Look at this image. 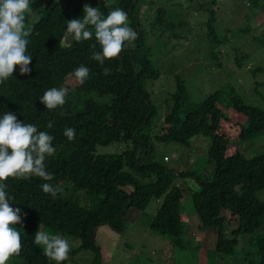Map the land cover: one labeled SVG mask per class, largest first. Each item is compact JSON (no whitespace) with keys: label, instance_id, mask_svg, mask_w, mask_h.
Wrapping results in <instances>:
<instances>
[{"label":"trees","instance_id":"obj_1","mask_svg":"<svg viewBox=\"0 0 264 264\" xmlns=\"http://www.w3.org/2000/svg\"><path fill=\"white\" fill-rule=\"evenodd\" d=\"M44 1L31 0V12L26 14L31 74L21 76L17 66L13 76L0 85V108L49 132L57 149L46 159L51 181L35 176L7 181L13 198L10 207L22 209V223L16 225L21 250L11 257L20 259L21 264H55L34 243L40 228L78 241V247L62 264L82 252L92 257L91 264H102L99 232L103 230L107 240L121 238L128 229L130 213L144 211L153 199L160 206L150 229L166 236L177 250L197 254L203 249L202 242L186 237L181 213L189 194L199 218L197 225L214 231L216 241L211 249L218 264H234L237 247L245 236L249 239L247 252L238 259L242 264H264V235L260 233L264 227V152L249 157L238 146L264 134V108L233 96L228 115L220 106L221 91H216L184 111L187 87L183 78L176 76L177 90L171 97L174 105L158 131L157 107L149 89L161 76L152 58L155 38L165 44L188 41L193 29L186 17L190 10L196 16H207L208 35L214 38L221 3L186 0L187 7L177 9V15L171 1L150 0L153 14L142 17L140 9L147 0H118L117 7L128 13L129 26L137 38L119 57L101 65L93 59V53L100 50L94 38L65 44L66 25L68 20L83 17L86 4L100 7L107 15L109 5L116 7L111 1L117 0H107L106 6L94 0H52L48 6ZM261 1L252 0L249 6ZM81 64L90 70L83 84L70 75ZM52 87L67 89L66 103L48 110L38 98ZM68 127L75 129L71 141L64 135ZM169 143L197 154L208 149L204 163L209 169L169 168L156 153V144ZM113 144L123 148L116 153L98 152L100 147ZM188 181L194 185L189 186ZM43 183L53 185L56 195L43 192ZM68 191V198L61 194Z\"/></svg>","mask_w":264,"mask_h":264},{"label":"rangeland","instance_id":"obj_2","mask_svg":"<svg viewBox=\"0 0 264 264\" xmlns=\"http://www.w3.org/2000/svg\"><path fill=\"white\" fill-rule=\"evenodd\" d=\"M95 1L103 2L101 5H105L107 0L93 2ZM168 1L176 6V12L187 7L186 0ZM50 2L53 1L45 0V6H48ZM73 2L77 3V0ZM115 2L116 7L108 6L110 10L118 8V0L111 1V3ZM218 2L221 3L222 8L218 14L214 38L219 42H213V36L208 35L210 33L205 25L207 16H196V12L192 10L186 14L189 25L193 27L189 30L188 41L181 40L174 44L171 42L165 44L164 41L155 38L152 58L161 71V76L159 80L151 84L149 89L152 91L151 95L157 107L155 122L158 131L161 128L162 118L174 105L171 97L177 90L176 76L183 78L187 87L184 111L196 107L216 91H221L220 106L228 115L229 102L233 96L240 97L245 104L264 108V0L252 7L249 6L252 0H218ZM149 3L150 0H147L142 5L140 9L142 17L152 16L153 10L150 11ZM72 40L71 37L66 38L65 44ZM233 144L234 142H230L231 146ZM156 146L157 158L160 160L164 158L169 168L198 172L209 169L208 164L206 163V166L204 163L206 156L204 153L208 149L206 152L197 154L177 143L156 144ZM238 146L244 149L249 157L261 154L264 152V134L255 140L240 142ZM122 148L120 144H113L100 147L98 152L116 153ZM179 185L185 186L181 182ZM188 185L193 186L194 182L188 181ZM64 188L69 189V186L64 184ZM61 194L68 198L70 191ZM263 196L264 193L261 194V197ZM159 206L160 202L153 199L144 211L134 210L130 213L127 231L115 241L105 239L103 230L99 232L98 242L104 252L102 264H187L189 262L218 264L217 256L211 249L216 241L214 231L201 228V224L197 225L199 218L195 214L192 197L189 194L182 203L181 213L185 223L186 237L195 238V241L200 239L202 242L203 249L197 254L187 249L177 250L166 236L150 229ZM192 220L196 222L193 223ZM44 231L59 234L51 230ZM260 233L264 235V227ZM63 237L70 241V252L78 247V241L75 238ZM248 243L247 236L240 240L237 247L238 257H245ZM238 257V261L235 259L232 263L242 264L243 260ZM91 261L92 257L82 252L75 258H70L68 264H91ZM21 263L20 259L13 257H10L7 262V264Z\"/></svg>","mask_w":264,"mask_h":264},{"label":"clouds","instance_id":"obj_3","mask_svg":"<svg viewBox=\"0 0 264 264\" xmlns=\"http://www.w3.org/2000/svg\"><path fill=\"white\" fill-rule=\"evenodd\" d=\"M31 12V0H0V85L13 76L17 66L19 74H31L29 65L33 57L27 54L29 40L25 30L26 14ZM65 37L87 41L95 39L100 50L93 53V59L101 65L105 60L119 57L137 38V32L129 26L128 13L115 8L105 15L100 7L86 4L83 17L67 21ZM89 68L81 64L70 73L83 84L89 77ZM67 89L52 87L38 99L48 110L62 107L66 103ZM51 128V122L47 125ZM64 135L71 141L75 129H64ZM54 137L47 131H40L35 124L21 122L11 111L0 108V264H7L13 254L21 250V233L16 225L22 223V209L10 207L13 199L7 191L10 177H39L51 181L46 159L57 149ZM43 192L55 196L57 189L50 183L41 184ZM34 243L41 246L44 254L55 264H62L71 250L70 241L60 234L39 230Z\"/></svg>","mask_w":264,"mask_h":264}]
</instances>
